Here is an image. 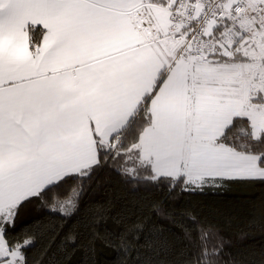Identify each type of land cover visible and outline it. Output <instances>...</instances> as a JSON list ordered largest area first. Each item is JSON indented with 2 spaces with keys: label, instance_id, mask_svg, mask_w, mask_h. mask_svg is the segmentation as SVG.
Listing matches in <instances>:
<instances>
[{
  "label": "snow or ice",
  "instance_id": "6c2138e0",
  "mask_svg": "<svg viewBox=\"0 0 264 264\" xmlns=\"http://www.w3.org/2000/svg\"><path fill=\"white\" fill-rule=\"evenodd\" d=\"M105 249L264 264V0H0V264Z\"/></svg>",
  "mask_w": 264,
  "mask_h": 264
},
{
  "label": "trees",
  "instance_id": "16d2710c",
  "mask_svg": "<svg viewBox=\"0 0 264 264\" xmlns=\"http://www.w3.org/2000/svg\"><path fill=\"white\" fill-rule=\"evenodd\" d=\"M260 194L261 190L259 189H234L233 191L225 193L220 197H211L206 202L217 205L225 212L234 213L243 217L247 215V211L243 206L250 204L252 200L258 197ZM35 215V209H30L25 213V222L30 220ZM109 227L114 228L113 225H109ZM225 234L234 242V244L240 246H247L250 244L259 246V243L261 241V236L259 235V233H256L254 236L249 237L247 240L240 241L235 225L232 226L231 230H226ZM114 259L115 253L107 249L103 250V254L101 256L102 264H113Z\"/></svg>",
  "mask_w": 264,
  "mask_h": 264
}]
</instances>
